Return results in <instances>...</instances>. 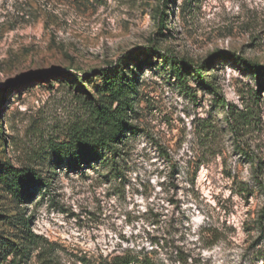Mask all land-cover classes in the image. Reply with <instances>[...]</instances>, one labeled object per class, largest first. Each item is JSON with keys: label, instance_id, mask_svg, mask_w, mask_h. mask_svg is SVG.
Returning <instances> with one entry per match:
<instances>
[{"label": "rangeland", "instance_id": "374dc122", "mask_svg": "<svg viewBox=\"0 0 264 264\" xmlns=\"http://www.w3.org/2000/svg\"><path fill=\"white\" fill-rule=\"evenodd\" d=\"M248 63L264 66V0H0V172L52 177L24 200L0 181V233L28 219L45 238L23 264H264V80ZM119 66L139 87L122 172L57 165L46 145Z\"/></svg>", "mask_w": 264, "mask_h": 264}, {"label": "trees", "instance_id": "16d2710c", "mask_svg": "<svg viewBox=\"0 0 264 264\" xmlns=\"http://www.w3.org/2000/svg\"><path fill=\"white\" fill-rule=\"evenodd\" d=\"M152 54V50L146 51L147 56ZM228 58L236 60L232 56ZM171 64L179 79L184 80L185 75L190 74L182 71L175 60ZM247 66L256 77L264 80V66L251 63ZM122 70L123 67L119 66L113 70L106 68L99 71L103 84L90 93V98L86 101L88 117L76 123L66 138L51 139L46 145L56 155L57 165H68L75 170H84L89 166L97 170L108 166L113 173L122 172L125 148L139 129L132 121L138 98V82L130 79L129 74H124ZM197 72L202 73V70H194L195 74ZM228 119L232 120L230 117ZM53 168H56L55 165ZM0 181L9 193L24 200L31 197L33 189L42 192L43 185L49 187L52 177L48 179L32 167L15 168L6 164L5 169L0 172ZM23 227L25 230L12 238L0 233V264L26 263L34 250V244L35 249H41L39 256L45 252L46 247L38 245L45 238L30 229L28 219H23ZM11 255L12 258L9 259ZM139 257L127 252L107 257L95 264H137L140 263Z\"/></svg>", "mask_w": 264, "mask_h": 264}]
</instances>
